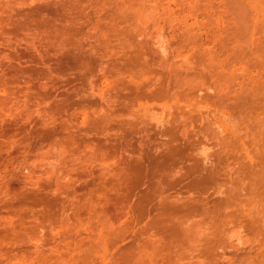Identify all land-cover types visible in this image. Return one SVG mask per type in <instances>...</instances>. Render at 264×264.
<instances>
[{"label": "rangeland", "instance_id": "rangeland-1", "mask_svg": "<svg viewBox=\"0 0 264 264\" xmlns=\"http://www.w3.org/2000/svg\"><path fill=\"white\" fill-rule=\"evenodd\" d=\"M0 264H264V0H0Z\"/></svg>", "mask_w": 264, "mask_h": 264}, {"label": "bare ground", "instance_id": "bare-ground-1", "mask_svg": "<svg viewBox=\"0 0 264 264\" xmlns=\"http://www.w3.org/2000/svg\"><path fill=\"white\" fill-rule=\"evenodd\" d=\"M161 46H162V45H161ZM75 65H77V64H75ZM75 67H76V66H75ZM76 68H77V67H76ZM171 153H172V152H171ZM171 153H170V154H171ZM180 160H181V159H180ZM180 160H179L178 163H181V162H182V161L180 162ZM176 162H177V161H176ZM157 164H158V163H156V165H157ZM161 164H162V163H161ZM161 164H158L157 167H156V165H154V163H153V167L155 166L156 168H158V166L161 165ZM162 166H163V165H162ZM151 168H152V167H151ZM188 169L191 170V167H189ZM192 170H193V168H192ZM192 170H191V171H192ZM191 171H189V172H191ZM155 176H156V175H155ZM155 176L153 175L154 178H155ZM139 179H140V178H139ZM152 179H153V178H152ZM157 179H158V178H157ZM143 180H144V179H143ZM154 180H155V179H154ZM137 181H138V180H136L135 182H137ZM140 181H141V180H140ZM140 181H139V182H140ZM152 183H153V182H152ZM190 187L193 188V187H194V184H192V185L190 184ZM133 188H134V187H133ZM133 190H134V189H133ZM120 199H121V198H120ZM120 199H118V201H119ZM124 200H126V199H123V201H124ZM118 201H117V203H116V204H117L116 206H119V205L122 206V204H123L122 199L120 200L121 202H120V201L118 202ZM118 204H119V205H118ZM156 208H157V207H156Z\"/></svg>", "mask_w": 264, "mask_h": 264}]
</instances>
